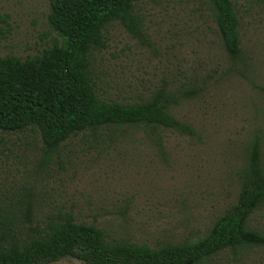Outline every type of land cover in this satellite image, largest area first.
Returning a JSON list of instances; mask_svg holds the SVG:
<instances>
[{
    "label": "rangeland",
    "instance_id": "rangeland-1",
    "mask_svg": "<svg viewBox=\"0 0 264 264\" xmlns=\"http://www.w3.org/2000/svg\"><path fill=\"white\" fill-rule=\"evenodd\" d=\"M50 0H0V56L22 60L60 40L47 21ZM239 20L243 60L231 61L202 0H137L143 38L121 25L104 30L106 47L91 55L97 93L130 104L160 89L180 104L174 116L192 135L142 129L78 134L56 153L39 135L0 132V216L34 233L71 217L109 240L158 248L203 237L236 202L245 146L263 142L264 0H230ZM32 203L31 219L17 214ZM264 233V208L249 219ZM51 264H84L64 258ZM203 264H264V248L226 250Z\"/></svg>",
    "mask_w": 264,
    "mask_h": 264
},
{
    "label": "trees",
    "instance_id": "trees-1",
    "mask_svg": "<svg viewBox=\"0 0 264 264\" xmlns=\"http://www.w3.org/2000/svg\"><path fill=\"white\" fill-rule=\"evenodd\" d=\"M137 0H50L47 21L60 40L22 60L0 56V132H36L42 148L56 153L62 143L85 132L102 129H142L154 135L170 130L192 135L172 108L180 104L173 91L160 89L148 99L121 104L97 93L91 55L106 47L104 30L117 23L135 38H143L134 12ZM210 8L227 57L243 60L239 20L230 0H202ZM263 142L253 135L245 146L236 202L217 217L207 233L181 245L158 248L124 240H109L93 225L71 217L51 221L30 234L13 228L0 216V264H51L74 258L84 264H203L226 250L264 248V233L249 226L250 217L264 208ZM31 201L19 204L17 214L31 219Z\"/></svg>",
    "mask_w": 264,
    "mask_h": 264
}]
</instances>
